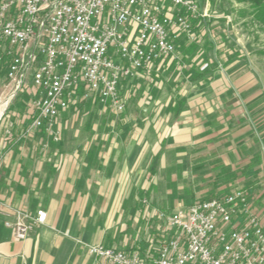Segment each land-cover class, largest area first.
Returning <instances> with one entry per match:
<instances>
[{
    "label": "crops",
    "instance_id": "1",
    "mask_svg": "<svg viewBox=\"0 0 264 264\" xmlns=\"http://www.w3.org/2000/svg\"><path fill=\"white\" fill-rule=\"evenodd\" d=\"M189 20L199 32L198 20ZM216 35L223 40L226 34ZM174 44L175 54L155 62L142 79L166 80L167 74L180 71L175 86L190 76L205 91L152 101L155 96L144 97L163 105L123 114L119 133L96 128L100 138L93 142L40 145L32 137L42 129L27 132L31 120L23 129L0 132V264H93L88 244L136 253L150 264L157 252L145 256V242L150 232L160 235L159 225L147 218L138 227V216L148 217L150 202L152 211L171 214L236 187L247 194L264 231L261 82L238 49L224 53L209 39L199 45L179 33ZM108 115L94 117L115 118ZM16 210L30 215L41 210L45 223L18 241L3 224L14 220ZM140 230L146 232L143 239L137 236Z\"/></svg>",
    "mask_w": 264,
    "mask_h": 264
},
{
    "label": "built area",
    "instance_id": "2",
    "mask_svg": "<svg viewBox=\"0 0 264 264\" xmlns=\"http://www.w3.org/2000/svg\"><path fill=\"white\" fill-rule=\"evenodd\" d=\"M203 17L195 0H0L4 79L17 90L29 81L37 93L27 132L58 142L60 117L79 100L122 113L121 84L171 58L178 33L193 42L189 18ZM14 215L3 224L18 241L45 223L41 210ZM158 219L171 236L150 264H264L261 220L240 188ZM85 247L93 264H146L136 253Z\"/></svg>",
    "mask_w": 264,
    "mask_h": 264
},
{
    "label": "rangeland",
    "instance_id": "3",
    "mask_svg": "<svg viewBox=\"0 0 264 264\" xmlns=\"http://www.w3.org/2000/svg\"><path fill=\"white\" fill-rule=\"evenodd\" d=\"M198 4L200 10L206 13L207 17L205 18L207 22L200 24V20L197 19V24H200L198 26L200 31L196 33L193 30V23L191 22L193 34L195 35V41H193V43L200 45L205 39H209L214 43L216 48L219 50L222 48L224 53L233 51L234 49L240 50L241 55H244V59H246V63L249 65L248 69L253 72L256 80L261 82V89L264 90V54H262V51H264V32L260 25L256 24L252 20V17L245 13V11L248 10V4L240 0H199ZM220 33L226 34L223 40L216 38V34ZM189 45L191 47L193 46L192 44ZM208 52L212 54L211 57L215 58L213 50ZM216 56L219 58V54H216ZM222 62L224 61H222L221 58L219 64ZM4 67L5 64L2 60L0 62V99L11 98L3 111V115H0V132H4L16 126H21L22 129L25 128L27 122H30L34 114L31 102L33 98L37 96V93L30 85L29 81L18 90L10 85L4 79ZM159 71L156 72L157 75L160 74ZM221 74H224V72L222 71ZM143 75L145 77V74ZM143 75L136 78L138 81L133 83L125 81L123 85H121L120 93L125 102V110L122 113H117L113 108L100 105L94 100H79L74 106H71L67 112L61 115L57 125L60 131V139L58 142L51 140V137L43 130L33 135V142L39 143L40 145H48L51 142H93L96 138H100L97 136L98 132L96 128L98 129L99 127L103 128L106 126L109 128V131L111 130L110 132L119 133L118 128H122L120 123L124 122L123 114L131 111L157 110V107L163 105L161 103L154 104V102H146L144 97L155 96L156 99H151L152 101L158 100L160 96H174L177 92V95L189 96L196 92L206 90L204 85L199 86L195 83V80H190V76H188L189 79L187 82L184 84L178 82V85L175 86L177 81H175L174 78L176 75H181L180 71L167 74L166 80L161 77L157 78L156 76H152L146 80V78L142 79ZM178 78L177 80L179 81ZM8 85H10V87H6ZM96 113H107L109 114L108 116H114L115 118L98 119L94 117ZM108 130H105L104 134H109ZM232 187L233 186L230 188ZM151 206L152 203L150 202L149 215L145 220L142 219L141 216H138V227L149 218V220H147L149 223L154 222V224L159 225L160 235L158 236L157 232L149 233L150 237L145 242L148 248L146 251L149 253H146L147 255L145 256H150L154 251L157 252L159 247L158 241H164L171 236V233L166 229V224L158 219V214L161 211H152ZM164 214L169 215V212H164ZM143 234L146 235V232L143 230L137 232V236L140 238L143 237ZM135 249L137 248L135 247Z\"/></svg>",
    "mask_w": 264,
    "mask_h": 264
},
{
    "label": "trees",
    "instance_id": "4",
    "mask_svg": "<svg viewBox=\"0 0 264 264\" xmlns=\"http://www.w3.org/2000/svg\"><path fill=\"white\" fill-rule=\"evenodd\" d=\"M241 2H245L248 4V10L245 11L248 15L252 17V20L259 24L262 31L264 32V0H240ZM196 26L193 24V30L195 31ZM262 54H264V51H262ZM7 59L3 60V63L5 64L4 67V74L6 71V65H7Z\"/></svg>",
    "mask_w": 264,
    "mask_h": 264
},
{
    "label": "bare ground",
    "instance_id": "5",
    "mask_svg": "<svg viewBox=\"0 0 264 264\" xmlns=\"http://www.w3.org/2000/svg\"><path fill=\"white\" fill-rule=\"evenodd\" d=\"M10 98L11 97L0 99V115L3 113L4 109L8 105Z\"/></svg>",
    "mask_w": 264,
    "mask_h": 264
},
{
    "label": "water",
    "instance_id": "6",
    "mask_svg": "<svg viewBox=\"0 0 264 264\" xmlns=\"http://www.w3.org/2000/svg\"><path fill=\"white\" fill-rule=\"evenodd\" d=\"M3 115V113L1 114V116ZM1 116H0V118H1Z\"/></svg>",
    "mask_w": 264,
    "mask_h": 264
}]
</instances>
